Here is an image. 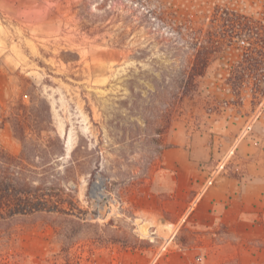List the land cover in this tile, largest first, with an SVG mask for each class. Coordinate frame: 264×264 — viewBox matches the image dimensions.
<instances>
[{
	"label": "rangeland",
	"instance_id": "rangeland-1",
	"mask_svg": "<svg viewBox=\"0 0 264 264\" xmlns=\"http://www.w3.org/2000/svg\"><path fill=\"white\" fill-rule=\"evenodd\" d=\"M80 3L0 0V114L24 87L48 100L66 153L54 172H65L69 213L0 220V264H180L185 255L188 264H264V237L218 229L203 239L166 222L180 211L165 210L171 198L155 179L169 142L183 146L188 136L197 172H264V80L233 74L246 52L264 47V0H95L86 20ZM186 42L205 48L203 75L188 95L154 100L147 91L155 69L177 76L176 66H191L195 49ZM62 51L78 60L63 63ZM162 74L157 83L171 86ZM165 116L169 127L157 135ZM0 147L21 151L8 126Z\"/></svg>",
	"mask_w": 264,
	"mask_h": 264
},
{
	"label": "trees",
	"instance_id": "trees-1",
	"mask_svg": "<svg viewBox=\"0 0 264 264\" xmlns=\"http://www.w3.org/2000/svg\"><path fill=\"white\" fill-rule=\"evenodd\" d=\"M86 2L87 12L81 9ZM94 2L95 0H81L78 7L86 14L82 17L84 20L90 16L88 13L94 15L97 12V9L92 8ZM113 10L114 6L108 5V8L104 6L106 16L110 15ZM84 29H89V27ZM186 45L195 49L194 59L188 70H184L182 65H179L176 66L179 68L177 76H171L172 72L167 73L166 70L161 69H155L151 73V80L154 84L147 92L154 100L161 97L163 93L170 94V99L173 100L188 95L196 86L195 80L203 75L209 61L205 48L199 46L198 42H186ZM60 55L61 61L65 64L78 60L76 52L62 51ZM169 68L173 69V66ZM157 73H163L159 80L161 83H164V78L169 75L172 85L158 84L155 77ZM247 73H250L255 81L264 80V47L252 48L244 54L242 61L234 69V79H243ZM141 74L142 72L133 75V81L138 80ZM31 87L34 88V85L31 84ZM127 89L130 97L135 100V88L129 85ZM256 91L262 93L259 84L256 86ZM24 98H27L28 102H24ZM147 105L154 107V102L150 101ZM164 105L169 106L170 104L165 103ZM163 111L167 113L168 109L160 110L161 113ZM161 117L164 118V116ZM165 120L166 124L159 128L157 135H161L168 129L170 119L165 116ZM5 126H8L12 136L19 141L21 151L18 155H13L0 147V220L37 212L69 214L63 209L65 204L63 194L68 188L60 180L61 174L65 172H54L58 168V159L62 160L66 153L64 143L53 127L48 100L34 95L24 87L20 99L9 104L8 110L0 114V129ZM76 150L77 147L71 152L70 158L74 157ZM72 164H76L75 160L64 167L66 172H73L76 166ZM69 177L74 179L73 176L69 175ZM69 190L75 191V189Z\"/></svg>",
	"mask_w": 264,
	"mask_h": 264
},
{
	"label": "crops",
	"instance_id": "crops-1",
	"mask_svg": "<svg viewBox=\"0 0 264 264\" xmlns=\"http://www.w3.org/2000/svg\"><path fill=\"white\" fill-rule=\"evenodd\" d=\"M183 142V146L169 142L162 152V166L155 178L163 188L167 187L171 198L164 204L165 210L180 211L175 220L165 221L173 226L184 225L192 233L203 232V239L205 235L216 236L218 229L238 235L244 231L263 238L264 172H232L244 175V179L229 172H217L212 184L205 187L213 172H197V163L189 154L195 138L188 136ZM183 199L188 201L185 203ZM185 212L187 215L181 222L180 216ZM190 257L182 256L180 264H188Z\"/></svg>",
	"mask_w": 264,
	"mask_h": 264
},
{
	"label": "built area",
	"instance_id": "built-area-1",
	"mask_svg": "<svg viewBox=\"0 0 264 264\" xmlns=\"http://www.w3.org/2000/svg\"><path fill=\"white\" fill-rule=\"evenodd\" d=\"M241 43H243V41H241ZM248 128H250V126H247ZM222 167V166H221ZM217 172L214 171L209 177L208 179L206 180V184H205V187H208L209 185L212 184V182L214 181L215 177H216V174Z\"/></svg>",
	"mask_w": 264,
	"mask_h": 264
},
{
	"label": "bare ground",
	"instance_id": "bare-ground-1",
	"mask_svg": "<svg viewBox=\"0 0 264 264\" xmlns=\"http://www.w3.org/2000/svg\"><path fill=\"white\" fill-rule=\"evenodd\" d=\"M101 184L100 183H96L94 188H93V192L95 195L101 197L102 194L100 192H98L100 190ZM101 200V199H100Z\"/></svg>",
	"mask_w": 264,
	"mask_h": 264
},
{
	"label": "water",
	"instance_id": "water-1",
	"mask_svg": "<svg viewBox=\"0 0 264 264\" xmlns=\"http://www.w3.org/2000/svg\"><path fill=\"white\" fill-rule=\"evenodd\" d=\"M95 184H96V183L92 184V189L94 188Z\"/></svg>",
	"mask_w": 264,
	"mask_h": 264
}]
</instances>
